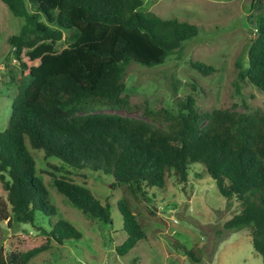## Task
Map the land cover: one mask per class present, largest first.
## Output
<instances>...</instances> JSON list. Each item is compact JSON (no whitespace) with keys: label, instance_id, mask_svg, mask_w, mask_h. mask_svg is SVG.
I'll return each mask as SVG.
<instances>
[{"label":"trees","instance_id":"1","mask_svg":"<svg viewBox=\"0 0 264 264\" xmlns=\"http://www.w3.org/2000/svg\"><path fill=\"white\" fill-rule=\"evenodd\" d=\"M1 1L23 21L6 36L19 75L7 124L0 130V222L33 224L56 213L35 175L30 148L56 159L58 169L86 168L108 176L134 197L144 185L162 187L168 174L185 181L188 166L201 163L219 194L239 203L222 226L246 228L264 264V111L254 106L199 112L189 94L176 110L154 111L122 94L128 64L161 63L196 35V24L141 10L142 0ZM260 3L250 0L249 6ZM65 29L77 35L55 51L53 44ZM252 31L246 65L237 62L236 93L239 80L264 91V13L256 15ZM190 64L201 74L213 69L198 60ZM109 109L140 110L143 117L104 111ZM50 175L55 189L85 216L111 226V207L116 208L125 237L114 245L115 254H125L144 238L143 224L125 196L101 202L89 188ZM37 228L43 234L38 244L0 252V264H28L51 242L81 235L61 217Z\"/></svg>","mask_w":264,"mask_h":264},{"label":"rangeland","instance_id":"2","mask_svg":"<svg viewBox=\"0 0 264 264\" xmlns=\"http://www.w3.org/2000/svg\"><path fill=\"white\" fill-rule=\"evenodd\" d=\"M249 3L250 0H142L141 10L193 22L197 33L161 63L128 64L122 94L131 103L146 104L154 111L176 110L178 101L187 94L193 97L199 112L216 108L243 111L254 106L264 111V91L246 80L238 81V93L234 90L237 62L246 65L254 19L264 13V0L256 7H250ZM22 21L0 0V130L7 124L19 75L6 36L16 33ZM62 34L53 44L55 51L77 35L73 29H65ZM195 60L213 69L201 74L190 64ZM104 111L143 117L140 110ZM30 151L35 159V175L42 181L56 213L52 217H39L33 224L1 221V253L38 244L43 234L37 226L61 217L79 230L80 237L51 242L50 248L32 256L28 264H261L246 228L230 231L222 226L239 210V203L234 197L219 194L201 163L188 166L185 181L168 174L162 187L144 185L134 197L122 185H112L108 176L99 177L86 168L65 167L64 171L54 167L59 166L57 160L45 158L42 150L30 148ZM47 161L54 165H48ZM50 173L89 188L101 202L114 203L125 196L143 224L144 238L125 254H115L114 245L125 237L116 208L111 207V226L85 216L55 189ZM0 194L3 195L1 187Z\"/></svg>","mask_w":264,"mask_h":264}]
</instances>
